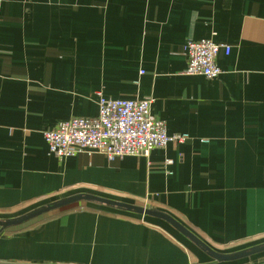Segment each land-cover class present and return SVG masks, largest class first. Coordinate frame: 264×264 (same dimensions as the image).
Returning a JSON list of instances; mask_svg holds the SVG:
<instances>
[{
	"label": "crops",
	"instance_id": "crops-1",
	"mask_svg": "<svg viewBox=\"0 0 264 264\" xmlns=\"http://www.w3.org/2000/svg\"><path fill=\"white\" fill-rule=\"evenodd\" d=\"M203 38L231 47L217 78L186 72ZM101 96L154 98L190 139L51 153L43 133L97 116ZM79 193L165 212L222 254L264 244V0H0V220ZM77 206L2 231L0 264H264L213 263L161 218Z\"/></svg>",
	"mask_w": 264,
	"mask_h": 264
},
{
	"label": "built area",
	"instance_id": "built-area-1",
	"mask_svg": "<svg viewBox=\"0 0 264 264\" xmlns=\"http://www.w3.org/2000/svg\"><path fill=\"white\" fill-rule=\"evenodd\" d=\"M231 53L227 44L212 38L190 39L185 44L188 74L217 78L221 74L218 56ZM154 98L99 100V113L91 117H72L43 133L49 150L60 159L82 151H99L110 160L128 155H148L170 142L190 139L187 133L168 134L166 123L152 116Z\"/></svg>",
	"mask_w": 264,
	"mask_h": 264
},
{
	"label": "water",
	"instance_id": "water-1",
	"mask_svg": "<svg viewBox=\"0 0 264 264\" xmlns=\"http://www.w3.org/2000/svg\"><path fill=\"white\" fill-rule=\"evenodd\" d=\"M81 201L98 202L101 204L120 207V208L129 210V211L136 212L138 214L161 218L167 221L168 223H170L171 225H173L180 232H182L187 238H189L193 243H195L199 248L205 251L213 259V263L235 261V260H239L243 258H248L253 255L264 252V244H261V245H257V246H254L248 249H244L242 251H239L233 254H222V253L215 251L208 244H206L203 240H201L198 236H196L192 231H190L186 226H184L181 222H179L174 217H172L171 215L165 212L158 211V210L146 207V206L128 204V203L120 202L117 200H112V199H108V198H104L100 196H95L92 194H83V193L64 197L58 201L52 202L51 204H48V205L41 206L39 208H36L26 214L20 215L15 218L0 220V233L11 226L23 224L40 215L67 207L69 205H72V204H75ZM204 264H210V263H204Z\"/></svg>",
	"mask_w": 264,
	"mask_h": 264
},
{
	"label": "rangeland",
	"instance_id": "rangeland-1",
	"mask_svg": "<svg viewBox=\"0 0 264 264\" xmlns=\"http://www.w3.org/2000/svg\"><path fill=\"white\" fill-rule=\"evenodd\" d=\"M76 204L78 205V203H76ZM83 204H85V203H83ZM77 205H75L74 207H71V208H72V209H73V208H78V209H80V208L82 207V206L79 207V206H77ZM83 206L85 207V205H83ZM64 210H66V209L63 208V209H60V210L55 211V212L57 213V212L64 211ZM48 214H50V213H48ZM53 214H55V213H53ZM250 248H251V247H250Z\"/></svg>",
	"mask_w": 264,
	"mask_h": 264
},
{
	"label": "trees",
	"instance_id": "trees-1",
	"mask_svg": "<svg viewBox=\"0 0 264 264\" xmlns=\"http://www.w3.org/2000/svg\"><path fill=\"white\" fill-rule=\"evenodd\" d=\"M76 204H72V205H69V206H67V207H64V209H66V210H70V209H72L71 207H74ZM63 209V208H62ZM60 210V209H59Z\"/></svg>",
	"mask_w": 264,
	"mask_h": 264
}]
</instances>
